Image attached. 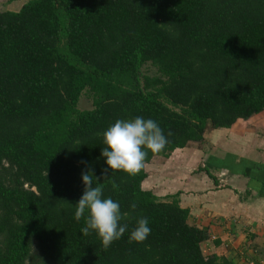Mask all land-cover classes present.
<instances>
[{
	"label": "trees",
	"instance_id": "obj_1",
	"mask_svg": "<svg viewBox=\"0 0 264 264\" xmlns=\"http://www.w3.org/2000/svg\"><path fill=\"white\" fill-rule=\"evenodd\" d=\"M149 63L159 76H141ZM86 91L94 108L81 111ZM262 112L264 0H30L0 12V264H234L204 253L207 233L178 195L143 189V168L106 175L103 133L156 120L168 144L148 164ZM85 171L127 214L107 249L74 219ZM141 217L151 234L129 243Z\"/></svg>",
	"mask_w": 264,
	"mask_h": 264
},
{
	"label": "crops",
	"instance_id": "obj_2",
	"mask_svg": "<svg viewBox=\"0 0 264 264\" xmlns=\"http://www.w3.org/2000/svg\"><path fill=\"white\" fill-rule=\"evenodd\" d=\"M262 115L212 128L208 152L188 145L143 167V189L162 201L178 195L189 224L207 233L204 253L234 264L264 261V124L253 121ZM242 122L255 129L239 128Z\"/></svg>",
	"mask_w": 264,
	"mask_h": 264
},
{
	"label": "clouds",
	"instance_id": "obj_3",
	"mask_svg": "<svg viewBox=\"0 0 264 264\" xmlns=\"http://www.w3.org/2000/svg\"><path fill=\"white\" fill-rule=\"evenodd\" d=\"M101 156L105 159L107 175L113 171H122L135 175L145 166L148 152L159 153L168 144V139L159 123L154 119L137 116L130 120H117L103 133ZM84 192L79 201L73 205L74 219H82L85 226L81 229L84 234L94 232L107 249L115 241L120 240L129 231L124 223L126 213L121 212V205L111 197H105L102 184L93 171L81 174ZM136 204H132L134 210ZM147 218L136 220L135 227L129 234V243H143L151 234Z\"/></svg>",
	"mask_w": 264,
	"mask_h": 264
},
{
	"label": "rangeland",
	"instance_id": "obj_4",
	"mask_svg": "<svg viewBox=\"0 0 264 264\" xmlns=\"http://www.w3.org/2000/svg\"><path fill=\"white\" fill-rule=\"evenodd\" d=\"M28 1H30V0H18L16 2H10L9 0H0V12H5V11L19 12L21 10V8L23 7V5H25ZM141 76L142 77L159 76L158 69L156 67H154L151 63H149V64H147L146 66H144L142 68ZM93 108H94V105H93L92 93L89 92V91H86V92H84V94L81 97V100H80V103H79V109L81 111H89V110H92ZM262 113H263L262 116H257L253 121L256 122V123L258 122L260 124H264V112H262ZM253 125H255V124L242 122L241 124L238 125V127L241 128V129H244V130L246 128L255 129V126H253ZM216 130H218V129H216ZM260 131H264V130L262 129ZM211 132H212V127H211V125H209L208 128H207V131L205 133V137H204L203 142L198 143V144H195L193 142H188L185 147H182V149L183 148H187L188 145H190V147H196V149L197 148L201 149L202 147H204L205 151L208 152L209 147L205 146V143H206V141L207 142L208 141L212 142V137H210V136H209V138L207 140V135L209 133H211ZM259 135L264 137V132L259 133ZM262 263H264V261Z\"/></svg>",
	"mask_w": 264,
	"mask_h": 264
},
{
	"label": "built area",
	"instance_id": "obj_5",
	"mask_svg": "<svg viewBox=\"0 0 264 264\" xmlns=\"http://www.w3.org/2000/svg\"><path fill=\"white\" fill-rule=\"evenodd\" d=\"M261 264H264V263H261Z\"/></svg>",
	"mask_w": 264,
	"mask_h": 264
}]
</instances>
